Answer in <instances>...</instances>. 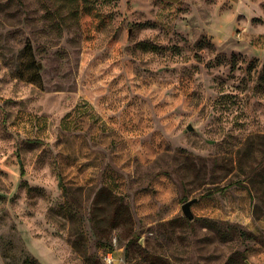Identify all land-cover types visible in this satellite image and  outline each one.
<instances>
[{"label":"rangeland","instance_id":"374dc122","mask_svg":"<svg viewBox=\"0 0 264 264\" xmlns=\"http://www.w3.org/2000/svg\"><path fill=\"white\" fill-rule=\"evenodd\" d=\"M135 101L122 187L64 182V122ZM113 238L128 264H264V0H0V264H104Z\"/></svg>","mask_w":264,"mask_h":264},{"label":"crops","instance_id":"0c3cea01","mask_svg":"<svg viewBox=\"0 0 264 264\" xmlns=\"http://www.w3.org/2000/svg\"><path fill=\"white\" fill-rule=\"evenodd\" d=\"M83 95L89 97L88 94L82 90ZM121 105L115 107L112 111L109 112V118H103L102 125L98 126L94 124L93 119L89 120L83 118L82 120L77 121V128L72 130L74 126L70 122H64V126L56 139V150L58 157L61 158L59 165V174L64 182L67 184L75 186H110V187H122V179L120 178V167L116 165V162L111 161V167L109 165L110 160L106 159V154L110 152L112 147L111 140H118L122 137L127 138L130 142V149L133 160L136 161V154L142 153L134 146V140L141 138V134H137L136 130L128 131L124 133L121 131L123 123L125 120H128L130 123L136 124L138 120L142 117L143 103L137 102L130 103L129 106ZM126 109H130V112H126ZM114 114V118L113 115ZM108 116V115H106ZM114 121V122H113ZM115 125V127H113ZM128 125V124H127ZM71 126V128H69ZM68 129V130H67ZM113 131H115L113 136ZM153 141L158 140L157 137H152ZM140 140V139H139ZM153 142V143H154ZM141 148L143 145H140ZM160 150L159 145L157 149L151 153V160L158 155ZM118 152V150H117ZM115 165V167H112ZM133 164L131 163V166ZM115 168V169H113ZM129 172L134 174V166ZM159 181H157V185ZM234 192V191H233ZM220 194V193H219ZM232 195V193H229ZM241 200L235 202L238 210L234 214L239 215H249V201H248V192L245 189H240L237 193ZM216 199V206L213 210L206 212V215H226L221 207V204H218ZM118 255L122 256V252H118ZM115 264H128L125 261H118Z\"/></svg>","mask_w":264,"mask_h":264},{"label":"built area","instance_id":"2783aa9c","mask_svg":"<svg viewBox=\"0 0 264 264\" xmlns=\"http://www.w3.org/2000/svg\"><path fill=\"white\" fill-rule=\"evenodd\" d=\"M122 252V249L116 248V238H113L112 242L104 245L101 248V258L104 264H115L118 261H123V257L118 255V252Z\"/></svg>","mask_w":264,"mask_h":264},{"label":"water","instance_id":"95a60500","mask_svg":"<svg viewBox=\"0 0 264 264\" xmlns=\"http://www.w3.org/2000/svg\"><path fill=\"white\" fill-rule=\"evenodd\" d=\"M187 129H192V126L188 125ZM197 200H198V197H193L191 199H188L181 205L182 214L185 215L190 221L194 219V215L191 210V205L195 203Z\"/></svg>","mask_w":264,"mask_h":264},{"label":"trees","instance_id":"16d2710c","mask_svg":"<svg viewBox=\"0 0 264 264\" xmlns=\"http://www.w3.org/2000/svg\"><path fill=\"white\" fill-rule=\"evenodd\" d=\"M224 190H225V187H224L223 189H220L219 192L222 193V192H224ZM209 194H210V193H209Z\"/></svg>","mask_w":264,"mask_h":264}]
</instances>
